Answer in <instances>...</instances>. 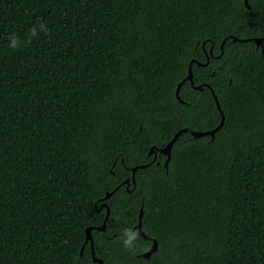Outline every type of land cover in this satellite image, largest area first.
Instances as JSON below:
<instances>
[{"label":"trees","instance_id":"1","mask_svg":"<svg viewBox=\"0 0 264 264\" xmlns=\"http://www.w3.org/2000/svg\"><path fill=\"white\" fill-rule=\"evenodd\" d=\"M246 3L0 0V264H98L89 226L103 264H264V40L232 39L264 34V0ZM211 89L223 125L165 167L151 146L219 124Z\"/></svg>","mask_w":264,"mask_h":264},{"label":"water","instance_id":"2","mask_svg":"<svg viewBox=\"0 0 264 264\" xmlns=\"http://www.w3.org/2000/svg\"><path fill=\"white\" fill-rule=\"evenodd\" d=\"M245 4L248 5L246 3V0H245ZM263 32H264V27H263ZM233 40H239V41H246V40H253L255 42V44L258 46L260 44H262V41L264 40V34L262 36H257V37H254V38H248V39H240V38H236V37H233L232 38ZM223 43H224V40L222 41L221 43V48L223 46ZM209 52L211 53V47L209 49ZM196 61L195 59H192L190 62H189V65H188V73L187 75L182 79V81L180 83H178L176 89H175V95L177 97V99L180 101V102H184L180 96H179V90H180V87L182 85V83L185 81V80H189V82L193 85V78H192V71H191V64L192 62ZM207 61H208V56H207ZM207 61L205 63H207ZM198 65L202 64L201 62H197ZM196 89H201V85H196L194 86ZM211 92H212V95L214 97V100L216 102V106L217 108L219 109V112H220V115H221V119H220V122L219 124L212 128V129H207V130H204V131H197V130H192L188 127H183L179 130H177L174 135L172 136V138L167 142L166 145H164L163 147H160V148H154L153 146L150 147L149 149V154H154V158L156 157V152H160L162 153L163 155L166 156L165 158V161H164V166L167 167V164L170 160V156H171V148H172V145L174 144V142L176 141V139L182 134V133H185V132H189L191 133L194 137H201V136H205V135H209L211 137V139H213L214 137V134L215 132H217L220 127L223 125V122H224V115H223V112L220 108V105H219V102L217 100V97L214 93V91L211 89ZM145 164H140V165H136L134 167L131 168V172H132V175H131V178H126L123 182L126 183L127 185V188L129 186V184L132 182L133 184L135 183V178H134V173L135 171L140 168V167H144ZM114 191V190H113ZM107 192L106 195L104 196V198H107L111 195V193L113 192ZM101 206H105L106 207V214H105V217H104V220L102 222V224L98 227H96L97 229L99 230H103L105 225H106V221L108 219V215H109V210H108V206L105 202H103L101 204ZM141 216H142V208L140 209L139 211V222L137 223L136 225V228H137V231L139 232V234L142 236V237H145L147 238V235L143 232L142 230V226H141ZM91 226L89 227H86L85 229V240H84V243L86 242H89L90 244V247H91V256H92V260L98 264H103L102 260L98 257H96L94 255V250H93V240H92V237H91ZM84 246V244H83ZM83 246L81 247V249L83 248ZM157 248V241L155 239L152 240V244L150 245L149 249H147L146 251L142 252L140 254V256L144 257V258H149L150 255L152 254V252H154Z\"/></svg>","mask_w":264,"mask_h":264},{"label":"clouds","instance_id":"3","mask_svg":"<svg viewBox=\"0 0 264 264\" xmlns=\"http://www.w3.org/2000/svg\"><path fill=\"white\" fill-rule=\"evenodd\" d=\"M39 30L45 32L46 34H49V30L47 29L44 23L39 24ZM37 34L38 33L35 26L29 29V38L25 41V43H31L30 38L36 36ZM9 40V47L13 50H16L20 45L19 38L14 34L9 38ZM120 240L122 242V246L125 249L129 251H134L137 246V241L139 240V232L132 228H125L121 232Z\"/></svg>","mask_w":264,"mask_h":264}]
</instances>
